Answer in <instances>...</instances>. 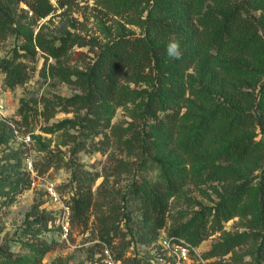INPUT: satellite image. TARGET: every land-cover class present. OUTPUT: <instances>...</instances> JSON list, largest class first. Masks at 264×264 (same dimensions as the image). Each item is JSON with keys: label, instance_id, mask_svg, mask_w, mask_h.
<instances>
[{"label": "trees", "instance_id": "obj_1", "mask_svg": "<svg viewBox=\"0 0 264 264\" xmlns=\"http://www.w3.org/2000/svg\"><path fill=\"white\" fill-rule=\"evenodd\" d=\"M76 1L0 0V41L10 35L22 41L11 56L0 59L3 85L26 83L29 63L40 53L46 75L79 90L70 96L43 95L33 103L22 98L17 111L20 126L42 120L44 133L65 136L67 160L61 152L47 151L44 161L33 166L39 175L52 167L71 169L74 190L66 201L70 225L87 226L95 213L100 239L112 246L117 238L125 241L121 223L135 214L139 241L150 245L169 223L172 198L190 184H213L216 202L194 203L199 210L185 222L187 214L180 213L169 237L200 245L220 233L204 253L206 259L222 258L250 243L254 264H264V0H96L106 13L141 32L119 23L116 33L108 32L103 41L74 32L47 37L40 21L57 9H73ZM172 34L180 41V60L167 56ZM85 47L87 53L78 50ZM129 103L135 104L134 117L144 122L142 129L113 123L117 108ZM60 113L71 116L51 122ZM14 136V128L1 121L0 143ZM113 144L122 154L142 156L141 165L156 163L159 170L155 180L130 183L123 196L131 201L128 210L113 192L96 195L95 174L77 158L81 152H105ZM8 157L14 162L0 168V208L32 184L22 156ZM111 171H132L131 163L119 160ZM42 205L33 204L28 213L26 231L36 239L24 244L29 255L3 245L0 264H41L54 248L39 238L55 220ZM236 217L245 229L227 231L226 223ZM129 246L128 241L118 249L116 259L141 264L137 256L125 258ZM142 262L150 264L148 258Z\"/></svg>", "mask_w": 264, "mask_h": 264}, {"label": "rangeland", "instance_id": "obj_2", "mask_svg": "<svg viewBox=\"0 0 264 264\" xmlns=\"http://www.w3.org/2000/svg\"><path fill=\"white\" fill-rule=\"evenodd\" d=\"M51 1L57 4V0ZM76 2L73 9H57L54 14L40 21V24L45 23L47 37L57 39L68 32H74L88 37H96L98 40L103 41L106 39L108 32L116 33L119 23L125 24L127 28L134 30L136 33L141 32L140 28L126 24L120 16L106 13L97 5L96 0H77ZM22 6L25 7L24 4ZM250 10L256 15L261 13L260 9ZM37 30L38 27L36 32ZM21 42V39L15 35H10L1 40L0 59L11 56L13 49L19 46ZM78 50L87 53L88 47L79 48ZM52 61V59L49 60V62ZM29 64L32 68L29 80L13 88L4 86L3 93L0 96L5 102L8 118L20 127L18 136L15 134L9 142L0 143V168L13 164L14 159H10L9 155H20L23 158L24 169L30 172L35 183L19 194L13 203L0 208V246H10L11 250L17 255H29V250L24 244L25 242L36 241V239L26 231L28 213L33 204L42 202V208L46 212L53 213L55 220L53 225L44 229L39 236L40 239L54 244V248L46 254L41 264H109L106 248L112 258L117 260L118 249L126 246L128 241L130 246L126 250L125 258L137 256L141 259L142 264L145 258L156 256L159 242L162 238L169 236V228L172 226L175 217H179V214L184 212L187 214L183 219V222H185L193 212L199 210V207L194 203L200 202L203 205L210 206L216 202L213 184L188 185L179 196L172 198L169 223L161 231L158 241L150 245L139 241V216L135 214H131V219H125L121 223L122 231L127 235L125 241L117 238L112 246L100 239L95 213L91 215L87 226L69 225L68 234H65L66 201L74 190V184L71 181V169L65 166L58 169L52 167L44 175H39L37 170L34 171L33 164L34 162H43L47 151L61 152L60 154L65 156L67 160L70 157L69 146L63 144L65 136L62 132L44 133L40 129L42 120L34 121L33 125L20 126L22 123L19 124L18 121L21 117L17 111L22 98L33 103L34 100L40 99L43 95L57 93L70 96L79 90L71 84L59 82L46 75L47 63L40 53L35 61H30ZM1 81L3 82V75L0 73ZM142 87L145 88L146 85L143 84ZM135 112L134 103L126 104L117 108L112 121L120 126H128L133 123L134 125H140L139 128L142 129L144 122L142 123L139 117L137 119L134 117ZM67 116L71 115L60 113L51 122ZM45 147L47 150H45ZM77 158L86 170L95 174L94 191L97 193L96 195L98 196V193L103 191L113 192L118 199H122V206H126L125 210H128L127 206L131 205V201L130 203L126 202V199L123 198L130 183L134 179L155 180L159 173L156 163L148 160L146 164L141 165L142 156L133 157L125 153L122 154L115 144L109 146L105 152H81ZM119 160L129 161L132 171L111 174V166ZM47 181L55 184L58 199H53L49 194ZM242 224L243 220L236 217L226 223L225 229L232 232L243 231L245 228ZM218 240H220V233L213 234L202 242L200 248L203 254L209 251ZM251 250H253V246L248 243L237 247L234 252L222 258L210 260L207 264L211 262L254 264V258L250 254ZM129 264H133V262L130 260Z\"/></svg>", "mask_w": 264, "mask_h": 264}, {"label": "built area", "instance_id": "obj_3", "mask_svg": "<svg viewBox=\"0 0 264 264\" xmlns=\"http://www.w3.org/2000/svg\"><path fill=\"white\" fill-rule=\"evenodd\" d=\"M3 82H0V96L3 93ZM6 105L4 100L0 98V122L5 121L9 123L18 136V128L16 124L8 118L6 114ZM34 169V166H33ZM35 171V170H34ZM35 181L32 179V184ZM47 189L53 199H58V192L53 182L47 181ZM70 209L66 204L65 212V234H68V227L70 225ZM106 254L108 256L109 264H121L119 260H114L110 255L109 250L106 248ZM149 259L150 264H207L208 259L204 257V254L200 248V245H194L188 240L182 237H164L159 242V248L156 250V256H152Z\"/></svg>", "mask_w": 264, "mask_h": 264}, {"label": "clouds", "instance_id": "obj_4", "mask_svg": "<svg viewBox=\"0 0 264 264\" xmlns=\"http://www.w3.org/2000/svg\"><path fill=\"white\" fill-rule=\"evenodd\" d=\"M166 52L170 59L180 60L182 58L183 53L181 51L180 41L176 38L175 34L170 36Z\"/></svg>", "mask_w": 264, "mask_h": 264}]
</instances>
